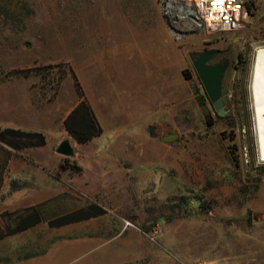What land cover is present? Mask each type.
Instances as JSON below:
<instances>
[{
  "label": "rangeland",
  "instance_id": "1",
  "mask_svg": "<svg viewBox=\"0 0 264 264\" xmlns=\"http://www.w3.org/2000/svg\"><path fill=\"white\" fill-rule=\"evenodd\" d=\"M171 1L0 0V127L38 126L48 140L17 157L10 182L19 188L1 185L0 212L45 196L52 215L89 203L106 211L4 237L0 264H264V162L249 90L264 0H251L238 29L214 32L168 12ZM212 48L228 60L225 115L208 98L198 103L204 90L189 59ZM69 66L102 127L85 144L60 126L78 100ZM168 133L178 139L161 141ZM65 138L72 156L55 151ZM38 151L80 170L41 174ZM26 253L37 254L18 258Z\"/></svg>",
  "mask_w": 264,
  "mask_h": 264
},
{
  "label": "trees",
  "instance_id": "2",
  "mask_svg": "<svg viewBox=\"0 0 264 264\" xmlns=\"http://www.w3.org/2000/svg\"><path fill=\"white\" fill-rule=\"evenodd\" d=\"M48 66L51 67L52 65ZM39 68L40 67H33L31 69L39 70ZM68 70L78 94L79 101L65 117L64 126L72 138L77 143L82 144L88 142L93 137L98 136L102 132V127L83 92L76 73L70 66ZM21 72L23 71H20L19 73ZM65 74L66 72L64 71L63 75ZM206 98L207 96L205 92L198 95V103L204 104ZM45 143V136L40 131L24 130L15 127H0V187L2 185L3 175L8 159L13 154L12 150L17 151L28 147L43 146ZM59 169L80 170V168L76 165H71L67 162L60 163ZM13 187H16V185H13ZM50 202L51 200H45L21 209L13 211L5 210L1 212L0 239L19 233L39 224L40 222L46 221L49 227H59L74 222L88 220L106 212L100 205L96 203H89L88 205L74 208L61 214L52 215V211H49ZM35 254L37 253H26L18 258H28Z\"/></svg>",
  "mask_w": 264,
  "mask_h": 264
},
{
  "label": "built area",
  "instance_id": "3",
  "mask_svg": "<svg viewBox=\"0 0 264 264\" xmlns=\"http://www.w3.org/2000/svg\"><path fill=\"white\" fill-rule=\"evenodd\" d=\"M173 0L166 10L176 8L182 15L189 16L194 23L208 32L234 31L238 29L253 10L251 0ZM167 13V12H166Z\"/></svg>",
  "mask_w": 264,
  "mask_h": 264
},
{
  "label": "water",
  "instance_id": "4",
  "mask_svg": "<svg viewBox=\"0 0 264 264\" xmlns=\"http://www.w3.org/2000/svg\"><path fill=\"white\" fill-rule=\"evenodd\" d=\"M219 53L216 48L207 49L189 54L192 66L198 76L203 90L218 115H225L227 110L224 107L222 98V83L225 71L228 67V60L212 63L211 60ZM150 135H154L153 127L149 126ZM178 139L177 133H168L162 135L160 140L163 142H172ZM55 151L63 156L74 155V149L68 138L63 139Z\"/></svg>",
  "mask_w": 264,
  "mask_h": 264
},
{
  "label": "crops",
  "instance_id": "5",
  "mask_svg": "<svg viewBox=\"0 0 264 264\" xmlns=\"http://www.w3.org/2000/svg\"><path fill=\"white\" fill-rule=\"evenodd\" d=\"M77 96H78V94H77ZM78 101H79V97H78V100L76 101V103L66 112V114L64 115V117L63 118H61V120H60V126L62 127V129L69 135V137H71L72 138V136L67 132V130L65 129V126H64V119H65V117L67 116V114L70 112V110L78 103ZM94 112V111H93ZM95 114V113H94ZM96 116V115H95ZM97 118V117H96ZM27 125V124H26ZM4 127H15V128H21V129H24V130H36V131H40V132H42L43 134H44V136H45V141H46V143L43 145V146H36V147H28V148H24V149H21V150H17V151H15V150H12V152H13V154L10 156V158L8 159V162H7V165H6V169H5V172H4V179H3V183H2V186H3V184H4V186L6 187V188H8L9 186L11 187V182H14L15 184L14 185H16V187H14V188H12V189H17V188H19L18 187V185L16 184V182L15 181H11L10 182V180L12 179V177H13V174H12V169H13V166L15 165V160L17 159V157H22V156H25L24 155V152L25 151H29V150H39L40 148H45V146H47V142H48V140H47V138H46V133L44 132V129L43 128H41V127H32V126H29V125H27V126H24V127H20V126H16V125H8V126H4ZM50 131V130H49ZM58 131H60V129H59V127H58ZM51 132V131H50ZM95 137H97V136H95ZM95 137H93V138H95ZM92 138V139H93ZM73 139V138H72ZM92 139H90L89 141H91ZM74 140V139H73ZM75 141V140H74ZM88 141V142H89ZM76 142V141H75ZM77 143V142H76ZM87 143V142H86ZM77 144H80V143H77ZM82 144H85V143H82ZM7 148H9V147H7ZM43 152L41 151V153L38 151V156H39V158L40 159H37V160H35L34 161V164H36L35 165V167L37 168L38 167V170H39V172L41 173V174H44V172H45V170H47V169H55V170H60L59 169V164L60 163H55V162H53L52 160H50V158L48 159L47 158V156H46V154H42ZM29 163H31L30 162V160H29V158H27L26 160H24V166H28L29 165ZM22 165H23V162L21 163ZM37 164H38V166H37ZM8 174H9V176H8ZM10 184V185H9ZM22 193V192H21ZM13 194L14 195H12L13 197H12V199L13 200H16L17 198H19V199H21V198H23V195L22 194H20V192L19 191H17V190H14V192H13ZM19 196V197H18ZM52 197H47V196H45L41 201H39V202H34V203H29V204H27V205H24L23 207H20V208H24V207H27V206H30V205H34V204H37V203H40V202H42V201H44V200H49V199H51ZM20 208H18V209H20ZM2 212V211H1ZM0 212V213H1ZM40 223H42V222H40ZM39 223V224H40ZM39 224H37V225H39ZM37 225H35V226H37ZM35 226H32V227H30V228H28V229H26V230H23V231H21V232H19V233H22V232H25V231H27V230H30L31 228H33V227H35ZM17 234V233H16ZM13 235H15V234H13ZM10 236H12V235H10ZM32 257V256H31ZM48 258H50V257H37L36 259H33L32 261H30V262H28V264H47V262H49L47 259ZM25 259V258H24ZM27 259V258H26ZM65 264H69V262L68 263H65ZM74 264H103L102 262H100V261H98V260H83V261H81V262H79V263H74Z\"/></svg>",
  "mask_w": 264,
  "mask_h": 264
},
{
  "label": "bare ground",
  "instance_id": "6",
  "mask_svg": "<svg viewBox=\"0 0 264 264\" xmlns=\"http://www.w3.org/2000/svg\"><path fill=\"white\" fill-rule=\"evenodd\" d=\"M249 90L256 154L264 162V45L254 49Z\"/></svg>",
  "mask_w": 264,
  "mask_h": 264
},
{
  "label": "flooded vegetation",
  "instance_id": "7",
  "mask_svg": "<svg viewBox=\"0 0 264 264\" xmlns=\"http://www.w3.org/2000/svg\"><path fill=\"white\" fill-rule=\"evenodd\" d=\"M221 55V53H218L212 60H211V62L212 63H216V62H221V61H223V60H225V59H223V58H219V56ZM218 57V58H217ZM190 59V58H189Z\"/></svg>",
  "mask_w": 264,
  "mask_h": 264
}]
</instances>
